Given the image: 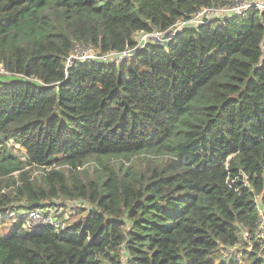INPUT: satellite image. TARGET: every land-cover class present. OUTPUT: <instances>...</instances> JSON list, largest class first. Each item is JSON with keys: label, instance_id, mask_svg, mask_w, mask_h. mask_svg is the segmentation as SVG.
Instances as JSON below:
<instances>
[{"label": "trees", "instance_id": "1", "mask_svg": "<svg viewBox=\"0 0 264 264\" xmlns=\"http://www.w3.org/2000/svg\"><path fill=\"white\" fill-rule=\"evenodd\" d=\"M231 1L0 0V264H264V12L65 66ZM56 198L91 207L60 232L10 216Z\"/></svg>", "mask_w": 264, "mask_h": 264}, {"label": "built area", "instance_id": "2", "mask_svg": "<svg viewBox=\"0 0 264 264\" xmlns=\"http://www.w3.org/2000/svg\"><path fill=\"white\" fill-rule=\"evenodd\" d=\"M252 10L264 12V0H232L227 4H213L206 6L189 18L178 20L174 25L167 29H153L142 32L138 36L137 42L133 47L122 51L110 50L107 52H101L94 49L90 44L78 43L68 55L65 66L68 70L75 63L82 61L121 62L130 59L139 48L144 47L147 42H149V38H157L166 43L171 40L178 31L185 27L197 28L212 21L224 22L227 18L232 16H246ZM0 74H10V72L0 66ZM13 145L16 147L14 142ZM244 177L247 178L245 175ZM260 207L261 221L257 228V234L263 236L264 209L261 204ZM10 216L14 220L22 218L23 228L25 230H34L41 226H52L57 232H60L69 228L70 225L66 220V216L61 213L56 205L47 203L30 209L20 208V210H11ZM245 236L248 235L246 234Z\"/></svg>", "mask_w": 264, "mask_h": 264}, {"label": "rangeland", "instance_id": "3", "mask_svg": "<svg viewBox=\"0 0 264 264\" xmlns=\"http://www.w3.org/2000/svg\"><path fill=\"white\" fill-rule=\"evenodd\" d=\"M149 42L161 44L164 43L163 41L157 39V38H149ZM13 142H9V146H12ZM139 158H143L142 156ZM95 167L94 163H89L87 166L85 165L83 169L91 168L93 169ZM43 173V169H40L38 167H35L32 169V177L38 178ZM15 176H17V173H14ZM11 181V177L7 178H0V185H5L8 182ZM2 191H6L5 188H3ZM53 202H55V205L58 207V209L61 211L63 215L66 216V220L71 225H74L78 221L82 220L86 216V210H89L91 205L87 200H71V199H65V198H56L53 199ZM70 202V203H69ZM14 224L11 221H5L0 223V235H7L9 234L12 229L14 228ZM254 242L256 240H251V238H248L244 240V242L241 245H236L231 248H228L229 252H224L227 249H224L223 253H225L224 258L226 260H230L228 257L233 255V258H236V261H240L243 263V261L249 263V255L253 253L256 249L254 248ZM125 261V260H124ZM123 264H128L126 261Z\"/></svg>", "mask_w": 264, "mask_h": 264}]
</instances>
